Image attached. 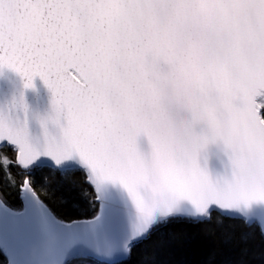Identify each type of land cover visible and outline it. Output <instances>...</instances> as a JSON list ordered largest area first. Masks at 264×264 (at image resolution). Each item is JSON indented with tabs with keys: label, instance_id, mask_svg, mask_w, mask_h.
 Segmentation results:
<instances>
[{
	"label": "snow or ice",
	"instance_id": "snow-or-ice-1",
	"mask_svg": "<svg viewBox=\"0 0 264 264\" xmlns=\"http://www.w3.org/2000/svg\"><path fill=\"white\" fill-rule=\"evenodd\" d=\"M0 190L6 264L264 239V0H0Z\"/></svg>",
	"mask_w": 264,
	"mask_h": 264
},
{
	"label": "trees",
	"instance_id": "trees-1",
	"mask_svg": "<svg viewBox=\"0 0 264 264\" xmlns=\"http://www.w3.org/2000/svg\"><path fill=\"white\" fill-rule=\"evenodd\" d=\"M5 199L10 207L17 210L22 208V201L16 191L9 192ZM93 214L87 207L83 214L72 213L74 218H91ZM176 231L180 233L179 238L159 252V264H264V239L257 235L247 243L241 242L239 227L231 229L235 232V238L228 244L219 233L210 234L194 228L181 230L180 227ZM138 259L139 257H136L133 264H136ZM0 264H6L2 254ZM78 264L92 262L80 261Z\"/></svg>",
	"mask_w": 264,
	"mask_h": 264
},
{
	"label": "water",
	"instance_id": "water-1",
	"mask_svg": "<svg viewBox=\"0 0 264 264\" xmlns=\"http://www.w3.org/2000/svg\"><path fill=\"white\" fill-rule=\"evenodd\" d=\"M46 97V89L39 80H37L36 88L34 90L30 89L26 92V99L28 103L35 109H40L43 107Z\"/></svg>",
	"mask_w": 264,
	"mask_h": 264
},
{
	"label": "rangeland",
	"instance_id": "rangeland-1",
	"mask_svg": "<svg viewBox=\"0 0 264 264\" xmlns=\"http://www.w3.org/2000/svg\"><path fill=\"white\" fill-rule=\"evenodd\" d=\"M19 210V209H18Z\"/></svg>",
	"mask_w": 264,
	"mask_h": 264
}]
</instances>
